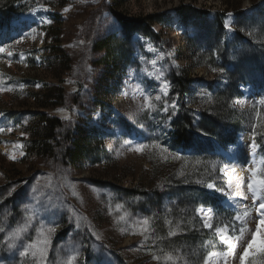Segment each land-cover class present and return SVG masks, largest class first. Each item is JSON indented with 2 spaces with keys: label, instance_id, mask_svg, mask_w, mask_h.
Returning <instances> with one entry per match:
<instances>
[{
  "label": "rangeland",
  "instance_id": "obj_1",
  "mask_svg": "<svg viewBox=\"0 0 264 264\" xmlns=\"http://www.w3.org/2000/svg\"><path fill=\"white\" fill-rule=\"evenodd\" d=\"M4 1L19 12L0 28V264H36L38 254L20 252L41 230L50 239L44 264H242L253 236L243 264H264L259 200L228 195L243 180L251 196L246 182L255 167L264 178V110L251 125L246 115L259 90L248 85L252 94L227 104L244 115L233 144L224 148L198 132L197 144L183 151L169 139L174 118L188 115L197 128L211 91L225 86L226 68L264 82L249 70L264 75V0ZM2 5L0 23L10 15ZM147 16L159 22L128 33L118 20ZM126 35L117 74L100 85L103 54L95 45ZM40 115L61 120L64 135L80 129L95 137L97 154L63 164L50 140L47 157L34 155L41 151L33 143ZM223 117L226 137L237 120ZM254 130L261 133L258 166L247 137L254 141ZM138 145L148 147L136 152ZM20 228L26 230L17 238Z\"/></svg>",
  "mask_w": 264,
  "mask_h": 264
},
{
  "label": "trees",
  "instance_id": "obj_2",
  "mask_svg": "<svg viewBox=\"0 0 264 264\" xmlns=\"http://www.w3.org/2000/svg\"><path fill=\"white\" fill-rule=\"evenodd\" d=\"M1 2L3 4L1 8L3 10L2 12H7L10 14L7 15L5 17V20L0 23V28H6L9 26L12 16L14 14H18L19 11L13 9V2L4 0H1ZM13 11L15 12L14 14ZM118 20L122 24L125 33L138 31L143 28L144 30H146L152 23L159 22L158 18L154 16H147L138 19H126L118 17ZM237 28L240 29L239 26H237ZM128 41L129 38L127 37V35L119 39L108 37L95 45V50L102 51L103 54L100 64L104 67V72L98 81L100 85L106 87L109 82L114 79L115 75L117 74L118 64H120L122 61V47L126 45ZM249 70L257 73L258 76L264 79V75L261 73L262 71H259L255 68H250ZM225 72V86L222 87V91L218 90L217 93L212 95L211 99L213 100V102L208 107L209 109L200 108V115L197 120L199 122L196 124L197 128H194L195 119L189 117L188 115L185 118H174L172 120V131L169 133V138L174 147L185 150L191 149L194 145L197 144V138L195 135L198 132H202L204 136L210 137L212 140L224 147L234 143L233 136L236 134V129L239 126V115H244L233 110V112L228 111L227 104L228 102L230 103L232 99H235L239 96L241 97V94L239 92V88L241 85H251L254 89L260 90L264 97V82L249 80L247 79L249 76H245L242 71V75L236 78L237 72L235 66L233 65L231 66V68H226ZM183 75L185 77L186 72H183ZM181 83L183 89L189 87V81L187 79L183 80ZM262 110H264V104L261 103L252 107V112H248V114H246L250 119V125L251 121L260 122L257 119L256 113ZM225 114L229 115V117H234V119L237 120V124L235 125L234 130L227 134L226 137L222 136V132L219 126V124L223 122V116H225ZM42 117L46 118L45 115L39 116L38 124L33 135V143L38 144L41 151H35L34 155L41 158L47 157L49 155V149L51 147L49 145L50 140L52 144H55L53 147H57L58 145V147L61 148V153H54L53 157H58L63 164L75 166V164L80 162L81 160L85 161L84 158H88L89 156L92 157L97 154L98 147L95 146L97 144L95 137H93L92 139L86 137L85 132L80 129L78 131H74V133L66 131V135H64L61 120H59L58 118L42 119ZM56 129H59L63 134H56ZM238 129H240V127ZM254 132L256 133L257 142L259 144V142H261V138L259 137L261 133L257 132L256 130H254ZM209 204L211 206H215V203L213 201H210Z\"/></svg>",
  "mask_w": 264,
  "mask_h": 264
},
{
  "label": "snow or ice",
  "instance_id": "obj_3",
  "mask_svg": "<svg viewBox=\"0 0 264 264\" xmlns=\"http://www.w3.org/2000/svg\"><path fill=\"white\" fill-rule=\"evenodd\" d=\"M65 11H67V9H65ZM230 25L229 24H225V28L229 29ZM5 49L4 48H0V52H4ZM8 56H12V52H8L7 53ZM153 64H155V61H153ZM215 70V69H214ZM220 71H223V69H220ZM157 79H159V77H157ZM168 88L169 85L167 83H165L163 85L162 91L164 92L165 96L168 95ZM157 99H159V97H157ZM148 100L147 97L145 98V104L147 105ZM261 103L264 104V100H261ZM171 107L172 109H176L177 108V104L176 103H171ZM167 111V109H166ZM172 115H175V112L171 113ZM65 119L67 120L68 118L65 117ZM3 129H0V131H2ZM17 147H20L19 145H17ZM148 145H138L135 148L136 152H141L144 148H147ZM151 147L153 148H160L159 145L153 144L151 145ZM253 151L255 150V145H252ZM161 151H166V149H160ZM175 158H179V157H175ZM257 171L258 169H252V174H251V178L246 182L247 183V192L251 194V196L249 197L248 195H246L243 192V185L245 183V181L240 180L236 187L237 189H241L239 192L237 191H233L231 189H229L228 195L229 197H236V196H242L243 199L247 200V199H252L253 201H257L259 200V204H258V209L257 211L259 212L260 216L264 217V178H261L257 175ZM213 185L212 184H208V188H212ZM33 191H35V189H33ZM120 205H117V208H120ZM245 215H247V213L245 212ZM239 218V217H238ZM29 220L32 219L31 216L28 217ZM120 219H124V217H120ZM143 224L145 225V231L147 230V225H148V220H144ZM260 224H264V220L260 221ZM205 228H209L211 227V225H209L207 222H205L204 224ZM26 229L25 228H20L16 231V233H14V235L19 238L20 234L22 232H24ZM55 226L50 227L48 229V232L54 233L55 232ZM3 229H0V232H2ZM217 231H220V229H217ZM257 231L259 232V227L257 228ZM172 235H174V233H172ZM255 242V236H253V241L248 243L247 248H245L244 250V254L240 256V260L243 264V262L246 260V258L249 255L248 249H251L253 247V243ZM50 244V239L48 238V236H46L43 232V230H41L38 233V239L33 241L31 244H29L27 247L24 248L23 251L20 252V255L23 257H27L29 255H32L33 257H36L37 254L39 256V259L37 260L36 264H44L46 257H47V248L48 245ZM13 247V245L11 243L8 244V248L11 249ZM261 252H264V245L261 246ZM222 255L227 256L228 253H222ZM168 259H171V257H168ZM69 264H71V262H69Z\"/></svg>",
  "mask_w": 264,
  "mask_h": 264
},
{
  "label": "bare ground",
  "instance_id": "obj_4",
  "mask_svg": "<svg viewBox=\"0 0 264 264\" xmlns=\"http://www.w3.org/2000/svg\"><path fill=\"white\" fill-rule=\"evenodd\" d=\"M249 90H244V92H248ZM247 137L250 139V136H248L247 135ZM250 143H251V145L253 144V145H255V150L253 151V148H252V150H251V158H254L256 161H257V166L259 165V160H260V157L258 156L259 154H258V146H257V144L254 142V141H252L251 139H250ZM216 153H219V152H216ZM222 153H225L226 154V152L225 151H223L222 150ZM232 158V160H234V161H236V159H237V157H236V155H234V156H232L231 157ZM261 163V162H260ZM224 204H226V203H224ZM228 205H230L229 203H228Z\"/></svg>",
  "mask_w": 264,
  "mask_h": 264
}]
</instances>
